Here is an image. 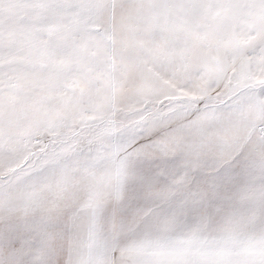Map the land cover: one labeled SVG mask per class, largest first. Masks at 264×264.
<instances>
[{
    "label": "snow or ice",
    "instance_id": "snow-or-ice-1",
    "mask_svg": "<svg viewBox=\"0 0 264 264\" xmlns=\"http://www.w3.org/2000/svg\"><path fill=\"white\" fill-rule=\"evenodd\" d=\"M0 264H264V0H0Z\"/></svg>",
    "mask_w": 264,
    "mask_h": 264
}]
</instances>
